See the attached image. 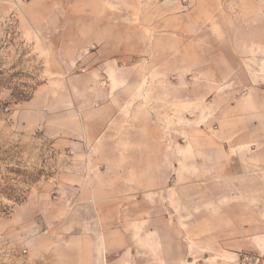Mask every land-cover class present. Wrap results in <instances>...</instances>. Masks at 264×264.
Wrapping results in <instances>:
<instances>
[{
    "label": "crops",
    "instance_id": "0c3cea01",
    "mask_svg": "<svg viewBox=\"0 0 264 264\" xmlns=\"http://www.w3.org/2000/svg\"><path fill=\"white\" fill-rule=\"evenodd\" d=\"M149 3L131 22L149 31L104 33L82 73L50 76L20 104L65 161L17 213L64 218L63 264L78 249L82 264H101L100 249L147 252L168 227L264 262V0ZM189 187L187 222L172 201Z\"/></svg>",
    "mask_w": 264,
    "mask_h": 264
},
{
    "label": "rangeland",
    "instance_id": "374dc122",
    "mask_svg": "<svg viewBox=\"0 0 264 264\" xmlns=\"http://www.w3.org/2000/svg\"><path fill=\"white\" fill-rule=\"evenodd\" d=\"M148 1L0 0V264H63L68 250L72 253L67 247L72 240L69 234L66 241L63 217L17 213L30 192L53 177L65 161L56 140L45 139L39 129L24 126L20 104L50 76L66 73L71 79L82 73V52L95 50L104 33L115 30L128 34L136 28L149 31L144 25L131 23L150 16ZM114 16L120 19L119 30L109 24ZM51 88L56 96L59 87ZM168 141L170 147L175 146L178 138L170 136ZM183 170L188 177L187 165ZM184 194L186 201L172 202L182 207L189 222L191 187ZM149 240L147 252L100 249L97 258L101 264H249L243 257L256 255L225 250L216 234H202L200 239L171 227L153 233ZM70 259L82 264L88 258L78 249Z\"/></svg>",
    "mask_w": 264,
    "mask_h": 264
},
{
    "label": "built area",
    "instance_id": "2783aa9c",
    "mask_svg": "<svg viewBox=\"0 0 264 264\" xmlns=\"http://www.w3.org/2000/svg\"><path fill=\"white\" fill-rule=\"evenodd\" d=\"M243 262H248L249 264H262L263 259L255 254L245 255L243 257Z\"/></svg>",
    "mask_w": 264,
    "mask_h": 264
}]
</instances>
